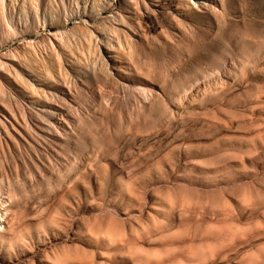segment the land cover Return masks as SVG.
Masks as SVG:
<instances>
[{
  "label": "rangeland",
  "instance_id": "rangeland-1",
  "mask_svg": "<svg viewBox=\"0 0 264 264\" xmlns=\"http://www.w3.org/2000/svg\"><path fill=\"white\" fill-rule=\"evenodd\" d=\"M0 264H264V0H0Z\"/></svg>",
  "mask_w": 264,
  "mask_h": 264
}]
</instances>
